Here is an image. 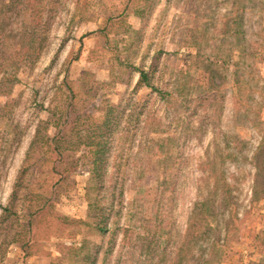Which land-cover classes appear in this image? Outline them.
Returning a JSON list of instances; mask_svg holds the SVG:
<instances>
[{"label":"rangeland","instance_id":"obj_1","mask_svg":"<svg viewBox=\"0 0 264 264\" xmlns=\"http://www.w3.org/2000/svg\"><path fill=\"white\" fill-rule=\"evenodd\" d=\"M0 264H264V0H0Z\"/></svg>","mask_w":264,"mask_h":264},{"label":"trees","instance_id":"obj_2","mask_svg":"<svg viewBox=\"0 0 264 264\" xmlns=\"http://www.w3.org/2000/svg\"><path fill=\"white\" fill-rule=\"evenodd\" d=\"M140 82L143 84H145L146 86L150 87L153 92L158 93L161 97L165 96V93L161 92L159 89H157L155 86L151 85L149 82V78L148 75L145 71H140ZM68 92L71 94V102L68 104L69 107H72V109L74 110L75 115L73 116V114H69V115H65V126L62 130V136L66 137V132L67 129L69 127H71L72 125H76L79 121L76 119V115L80 114V110H76L74 108V100H75V94L72 88H69ZM117 113H120V110L117 108H113L110 107L107 111L104 112V118L101 122L103 123V126H99L96 130H92V132H90L87 136V139L85 141H80L79 144H85L88 146H91L93 148V157L94 160L92 162L94 169L93 171H95L96 174V178L100 179L102 176V172L104 167L107 164V160L104 158L106 157V151H105V144L106 141H109L110 138L106 137V141L104 140V134L102 133H107L110 134L112 132V125L113 122H115V117ZM90 116V114H89ZM59 122H62L61 118H58ZM59 125V124H58ZM105 126V128L103 129V127ZM59 127V126H58ZM77 129L73 130L72 132L76 131ZM89 131V128L87 129ZM100 130H102L100 137L97 138L98 133H100ZM61 141V138H57V137H52V138H48L47 139V145H48V149L51 150L53 149V151L56 153L55 154V161H57L55 163V165L53 166L54 172H56L57 174H60L58 172L59 167L61 166V164H63L66 161V155L64 152L60 151V146L59 143ZM89 141V142H87ZM90 142H95V143H90ZM59 157V158H58ZM57 158V160H56ZM76 168V167H73ZM3 212H7L8 209L7 208H2ZM35 214H32L31 219H30V225H33L35 222V218H34ZM107 228H101L99 231L100 232H105Z\"/></svg>","mask_w":264,"mask_h":264}]
</instances>
